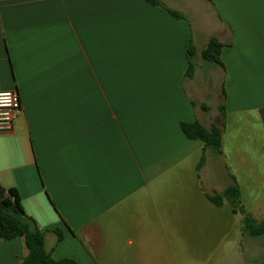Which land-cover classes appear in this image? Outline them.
Wrapping results in <instances>:
<instances>
[{
	"label": "crops",
	"instance_id": "obj_1",
	"mask_svg": "<svg viewBox=\"0 0 264 264\" xmlns=\"http://www.w3.org/2000/svg\"><path fill=\"white\" fill-rule=\"evenodd\" d=\"M160 2L181 18L145 0H0V91L22 109L0 134V186L56 260L208 264L258 240L264 254L242 231L264 195V0ZM212 37L223 68L198 57L186 78L189 43ZM220 106L222 152L197 169L203 143L180 123L219 125ZM232 185L237 215L206 197ZM26 255L0 240V264Z\"/></svg>",
	"mask_w": 264,
	"mask_h": 264
},
{
	"label": "trees",
	"instance_id": "obj_2",
	"mask_svg": "<svg viewBox=\"0 0 264 264\" xmlns=\"http://www.w3.org/2000/svg\"><path fill=\"white\" fill-rule=\"evenodd\" d=\"M151 6H164L160 0H145ZM212 2V0H206ZM170 15L175 18L181 16L169 9L164 8ZM224 44L216 38H210L205 48L198 51L190 42L186 49L187 68L186 78H191L196 67V58H200L204 65H218L223 68L221 62V52ZM221 121L219 125H211L205 128L203 125L194 122H181L180 129L185 137L189 140H200L203 143V154L198 163L197 169L205 163V151L209 150L220 155L222 152V134L224 128V106L219 107ZM207 199L216 207H221L227 202L234 215L244 212L240 202V191L237 185L227 187L220 195L206 196ZM243 234L258 238L264 236V219L257 222L251 215L246 214L243 219ZM57 240L60 241L62 236L56 231ZM16 238H23L27 249V255L20 264H75L70 259L56 260L52 253L45 249L44 233L38 228L36 222L27 216L22 208L20 198L16 190H4L0 186V240L9 241ZM257 264H264V261Z\"/></svg>",
	"mask_w": 264,
	"mask_h": 264
},
{
	"label": "rangeland",
	"instance_id": "obj_3",
	"mask_svg": "<svg viewBox=\"0 0 264 264\" xmlns=\"http://www.w3.org/2000/svg\"><path fill=\"white\" fill-rule=\"evenodd\" d=\"M251 135H253L251 133ZM256 143V140L254 141ZM253 143V142H251ZM258 143L260 140L258 139ZM259 207V215L258 217H254L257 221H261L264 219V195L257 203ZM210 236L215 233L213 230H209L208 232ZM232 234L235 235V238L240 237L239 229L235 228ZM261 241H257L254 248H250L249 252H241L240 248H235L232 252L226 254L223 258H220L218 262H211L208 264H243V262H252V261H260L264 259V254L260 253L259 243ZM243 251V250H242ZM246 264V263H245Z\"/></svg>",
	"mask_w": 264,
	"mask_h": 264
},
{
	"label": "built area",
	"instance_id": "obj_4",
	"mask_svg": "<svg viewBox=\"0 0 264 264\" xmlns=\"http://www.w3.org/2000/svg\"><path fill=\"white\" fill-rule=\"evenodd\" d=\"M19 96L15 91H0V134L9 132L21 113Z\"/></svg>",
	"mask_w": 264,
	"mask_h": 264
}]
</instances>
